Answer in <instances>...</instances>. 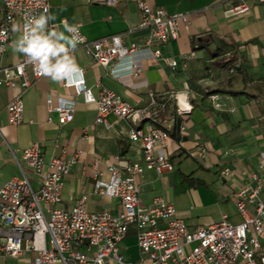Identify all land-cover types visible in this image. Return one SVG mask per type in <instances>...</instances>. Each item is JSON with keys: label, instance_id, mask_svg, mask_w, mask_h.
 Wrapping results in <instances>:
<instances>
[{"label": "crops", "instance_id": "1", "mask_svg": "<svg viewBox=\"0 0 264 264\" xmlns=\"http://www.w3.org/2000/svg\"><path fill=\"white\" fill-rule=\"evenodd\" d=\"M146 1L167 12L188 13V23L180 24L178 36L161 45L163 55L177 59L175 66L159 58L142 59V69L134 75L128 55L107 67L98 63L83 44H77L71 55L95 94L102 86H108L134 106L148 105L149 92L156 100L148 108L157 111L156 123L168 129L166 154L173 168L161 173L144 169L136 179L140 203L146 205L156 195L164 197L175 205L177 216L188 228L218 221L222 213L237 222L241 215L231 192L247 179L248 170L256 168L257 152L264 148V2L245 0L250 4L247 11L226 14L224 4L228 0ZM49 2V14L56 17L50 20V29L55 26L57 32L69 34L61 22L65 20L79 22L89 39L118 33L125 44L145 43L148 31L139 25L141 12L137 0H118L115 5L87 0ZM14 24L20 25L19 21ZM19 35L12 26V44L2 63H14L23 57L15 50ZM189 52L193 54L184 57ZM14 91L8 86L0 87V186L21 174L17 160H21L23 148L32 141L41 143L46 157L62 145L66 146L68 156L79 148L81 153L65 177L58 205L69 208L79 194L90 192L89 209L117 211L118 198L91 193V163L97 158L105 176L112 154L142 160L140 143L128 138L130 122L109 114L110 126L96 123L93 103L84 102L73 86L41 76L22 93V121L11 124L5 106ZM175 91L187 92L193 105L183 119L182 131V118L176 114L171 97ZM48 94L53 104L75 106L72 120L58 122L57 112L48 110ZM85 126L87 137L83 138ZM201 147L204 151L199 154ZM224 166L231 169L227 177L220 174ZM27 173L37 187V175L30 169ZM123 240L120 249L124 256L133 264H140L136 239L130 252L123 249ZM34 254L26 251L14 257L0 252V264H29Z\"/></svg>", "mask_w": 264, "mask_h": 264}, {"label": "built area", "instance_id": "2", "mask_svg": "<svg viewBox=\"0 0 264 264\" xmlns=\"http://www.w3.org/2000/svg\"><path fill=\"white\" fill-rule=\"evenodd\" d=\"M87 1L107 5L118 2ZM137 6L141 12L139 25L148 31L143 45L125 44L118 33L89 39L79 22L68 24L78 26V35L83 37L78 44L85 45L87 52L103 66L126 55L131 58L134 75L141 71L142 59L159 58L175 66L177 59L163 55L161 45L178 36L180 24L188 23V13L167 12L146 0H137ZM249 8L245 0H228L224 4L226 14L245 12ZM49 9V0H2L0 4V87L15 90L5 106L6 118L11 124L23 119L22 93L43 76L25 54L14 63H2L3 55L12 44L11 28L16 21L22 28L29 18L46 11L49 14ZM51 25L49 20V29ZM191 54L193 52L184 57ZM79 69L63 81L64 85L73 86L84 102L95 105L96 123L110 126L109 114L127 119L131 125L128 138L140 143L142 160L112 154L105 176L97 158L91 163V193L118 198L117 211L89 209L90 192L79 194L71 207L64 208L58 205L64 180L81 149L77 148L68 156L66 146L62 145L46 157L39 141L30 142L23 148L21 160H17L21 174L0 186V252L19 257L26 251H34L29 264H133L122 253L120 244L129 225L134 223L140 264H264V148L257 152L256 168L248 170L247 179L231 192L241 220L234 222L227 213H222L218 221L188 228L177 216L175 205L164 197L156 195L146 205L139 201L136 179L145 168L157 173L173 168L166 154L168 129L156 123L157 111L148 108L156 103L152 92H149L148 105L144 106H134L108 86H102L95 94L86 84L82 68ZM171 97L176 114L182 118L179 124L182 131L185 129L183 119L193 105L185 91H175ZM46 102L49 112H57L60 124L72 120L73 104H53L51 94L47 95ZM82 137H87V126L83 128ZM203 151L201 147L198 153ZM28 169L37 175V187ZM230 173L229 166L220 169L223 177Z\"/></svg>", "mask_w": 264, "mask_h": 264}, {"label": "clouds", "instance_id": "3", "mask_svg": "<svg viewBox=\"0 0 264 264\" xmlns=\"http://www.w3.org/2000/svg\"><path fill=\"white\" fill-rule=\"evenodd\" d=\"M53 14L45 13L31 17L22 26L14 24L13 31L20 32L15 41V50L25 54L36 70L54 81H64L69 75L79 71V66L71 55L83 37L78 35V26L64 21V32H57L55 26L48 28Z\"/></svg>", "mask_w": 264, "mask_h": 264}, {"label": "rangeland", "instance_id": "4", "mask_svg": "<svg viewBox=\"0 0 264 264\" xmlns=\"http://www.w3.org/2000/svg\"><path fill=\"white\" fill-rule=\"evenodd\" d=\"M170 106L171 105L169 104L167 107ZM136 233H137V228L134 223H131L128 227V230L124 236V240L122 243V247L125 251L127 252L132 251Z\"/></svg>", "mask_w": 264, "mask_h": 264}]
</instances>
